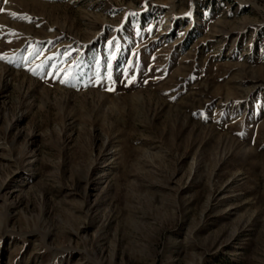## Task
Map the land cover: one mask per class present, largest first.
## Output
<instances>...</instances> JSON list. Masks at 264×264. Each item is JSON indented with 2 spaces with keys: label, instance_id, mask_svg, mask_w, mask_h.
Wrapping results in <instances>:
<instances>
[{
  "label": "rangeland",
  "instance_id": "1",
  "mask_svg": "<svg viewBox=\"0 0 264 264\" xmlns=\"http://www.w3.org/2000/svg\"><path fill=\"white\" fill-rule=\"evenodd\" d=\"M0 264H264V0H0Z\"/></svg>",
  "mask_w": 264,
  "mask_h": 264
},
{
  "label": "snow or ice",
  "instance_id": "2",
  "mask_svg": "<svg viewBox=\"0 0 264 264\" xmlns=\"http://www.w3.org/2000/svg\"><path fill=\"white\" fill-rule=\"evenodd\" d=\"M13 16H15V14H13ZM61 82H65V81L62 80Z\"/></svg>",
  "mask_w": 264,
  "mask_h": 264
}]
</instances>
